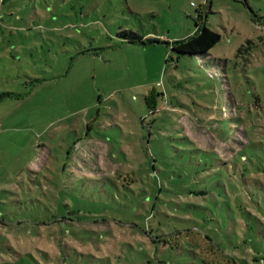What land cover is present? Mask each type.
I'll list each match as a JSON object with an SVG mask.
<instances>
[{
	"label": "rangeland",
	"instance_id": "1",
	"mask_svg": "<svg viewBox=\"0 0 264 264\" xmlns=\"http://www.w3.org/2000/svg\"><path fill=\"white\" fill-rule=\"evenodd\" d=\"M210 3L0 0V264H264V0Z\"/></svg>",
	"mask_w": 264,
	"mask_h": 264
},
{
	"label": "trees",
	"instance_id": "2",
	"mask_svg": "<svg viewBox=\"0 0 264 264\" xmlns=\"http://www.w3.org/2000/svg\"><path fill=\"white\" fill-rule=\"evenodd\" d=\"M211 11L210 0L204 5L198 15L197 28L191 34L182 39H176L171 45V49L178 54H192L208 56L211 49L221 40V34L211 29L207 24V17ZM123 37L129 42H141L143 44L158 42V39L145 38L137 32L125 30ZM5 95V94H2ZM1 98V97H0Z\"/></svg>",
	"mask_w": 264,
	"mask_h": 264
},
{
	"label": "built area",
	"instance_id": "3",
	"mask_svg": "<svg viewBox=\"0 0 264 264\" xmlns=\"http://www.w3.org/2000/svg\"><path fill=\"white\" fill-rule=\"evenodd\" d=\"M208 2V0H205V4ZM193 5H196V2H193Z\"/></svg>",
	"mask_w": 264,
	"mask_h": 264
}]
</instances>
